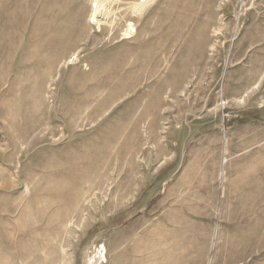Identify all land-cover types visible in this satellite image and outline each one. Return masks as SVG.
<instances>
[{
  "label": "rangeland",
  "instance_id": "374dc122",
  "mask_svg": "<svg viewBox=\"0 0 264 264\" xmlns=\"http://www.w3.org/2000/svg\"><path fill=\"white\" fill-rule=\"evenodd\" d=\"M140 1L0 0V264H264V0Z\"/></svg>",
  "mask_w": 264,
  "mask_h": 264
},
{
  "label": "bare ground",
  "instance_id": "6f19581e",
  "mask_svg": "<svg viewBox=\"0 0 264 264\" xmlns=\"http://www.w3.org/2000/svg\"><path fill=\"white\" fill-rule=\"evenodd\" d=\"M102 2H103V0H102ZM150 2V0H141L136 6H135V9H134V12H135V14L139 17L140 15H142V13H143V11H144V9H145V7H146V5L148 4ZM99 3H101V2H99ZM96 5H97V3H95ZM92 5V4H91ZM99 5V4H98ZM93 6V5H92ZM100 7H102V6H100ZM134 7V6H133ZM93 8H94V6H93ZM95 10V13H97V11L100 9H98V6H96L95 8H94ZM101 13H105L106 14V11H101ZM95 16V15H94ZM105 16V15H104ZM96 18V17H95ZM98 19V18H97ZM102 19H104V17L102 18ZM128 22V21H127ZM101 23V22H100ZM112 23V22H111ZM133 25V24H132ZM130 26V27H128L129 28V30H128V28H127V32H126V35H127V37H130V36H132V34L135 32V29H134V27L133 26ZM125 33V32H124Z\"/></svg>",
  "mask_w": 264,
  "mask_h": 264
}]
</instances>
